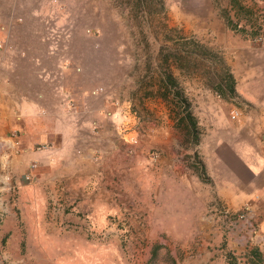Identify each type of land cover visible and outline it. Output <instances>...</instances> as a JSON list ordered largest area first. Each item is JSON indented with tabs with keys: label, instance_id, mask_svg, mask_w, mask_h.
<instances>
[{
	"label": "rangeland",
	"instance_id": "rangeland-1",
	"mask_svg": "<svg viewBox=\"0 0 264 264\" xmlns=\"http://www.w3.org/2000/svg\"><path fill=\"white\" fill-rule=\"evenodd\" d=\"M1 34L6 82L41 92L46 114L67 118L71 95L95 98L91 106L101 98L123 115L121 135L130 126L127 138L149 141L152 163L162 146L166 159L181 161V174L174 183L135 182L112 228L86 223L78 232L58 225L65 213H42L46 194L35 195L27 179L18 201L7 202L11 177L2 163L0 264H254L253 248L264 264V250L241 237L253 235V223L241 227L211 196L213 144L261 121L253 113L261 104L264 0H0Z\"/></svg>",
	"mask_w": 264,
	"mask_h": 264
},
{
	"label": "crops",
	"instance_id": "crops-1",
	"mask_svg": "<svg viewBox=\"0 0 264 264\" xmlns=\"http://www.w3.org/2000/svg\"><path fill=\"white\" fill-rule=\"evenodd\" d=\"M4 75L3 62L0 64V137L8 139L0 147L3 150L0 164L1 167L4 164L6 175L11 177L4 192L8 196L6 201L12 205L18 201L19 187L28 174L25 185L36 186L34 194L42 199L45 193L48 199L43 203L42 213L49 208L50 212L67 215L58 225L78 232L86 223L97 229L112 228L116 223L113 215L120 211V201L127 197L132 203L135 182L160 178L173 183L180 180L181 161L166 159L162 146H158V161L152 163L146 156L151 147L149 141L142 145L121 139L133 136V129L122 126L128 129L121 135L123 115L101 98V103L91 106L95 98L75 101L71 95L74 108L69 118L49 116L41 109V105L45 106L41 92L35 93L23 82H6ZM258 85L257 100L261 104L253 114L260 117V124L253 130L245 126L227 128L232 131L229 140L213 144V171L218 176L211 196L217 197L219 202H212L230 215L240 212L244 204L249 205L247 215L253 223V235L246 232L241 237L244 244L249 240L254 247L264 250V72L255 87ZM11 133L14 134L11 137L6 135ZM28 163L35 166L30 168ZM214 203L209 210L212 218L216 214ZM238 225L245 226L243 221ZM45 228L49 230L47 224ZM76 238L72 236L69 240L74 242Z\"/></svg>",
	"mask_w": 264,
	"mask_h": 264
},
{
	"label": "trees",
	"instance_id": "trees-1",
	"mask_svg": "<svg viewBox=\"0 0 264 264\" xmlns=\"http://www.w3.org/2000/svg\"><path fill=\"white\" fill-rule=\"evenodd\" d=\"M227 90L229 91V92H233V86H232V82H233V79H232V76H231V74H228L227 75ZM162 91H160L159 92V96L161 97V98H165L166 96H167V91H168V89L171 87V85H172V83L170 82V77L169 76H167L166 77V79L164 80H162ZM215 89L218 91V93H222V89H221V86H216L215 87ZM176 95V94H175ZM175 95H173L172 96V98L170 99L171 101H173V103H175L174 102V97H178V96H175ZM178 95V94H177ZM183 101V104H184V100L183 99H181L180 100V102H179V99H178V103H181ZM183 108H184V106H183ZM251 253V255H252V257L251 258H249L250 259V261H252V258H253V260L254 261H252L254 264H259L260 263V258H259V254H258V252L256 251V249L255 248H253L252 250H250L249 251V254ZM228 264H236L235 262H228Z\"/></svg>",
	"mask_w": 264,
	"mask_h": 264
},
{
	"label": "built area",
	"instance_id": "built-area-1",
	"mask_svg": "<svg viewBox=\"0 0 264 264\" xmlns=\"http://www.w3.org/2000/svg\"><path fill=\"white\" fill-rule=\"evenodd\" d=\"M234 115H236V112L234 113ZM124 140H125L126 142H129V143H132V142L135 141L133 137L126 138V139H124ZM151 157H152V159L154 158L153 155H152ZM34 166H35L34 163H31V164L29 165L30 168H33ZM29 177H30V176H29L28 174L25 175V178H26V179H29ZM248 212H249V205H248V204H244V206H242L240 212H237L236 214H232V215H236V217L239 218V219H241L245 224H247V225H251V224H252V223H251L252 221H251V218L247 215ZM224 213H225L227 216L230 215V214L227 213L225 210H224ZM230 216H231V215H230ZM252 226H253V225H252Z\"/></svg>",
	"mask_w": 264,
	"mask_h": 264
}]
</instances>
